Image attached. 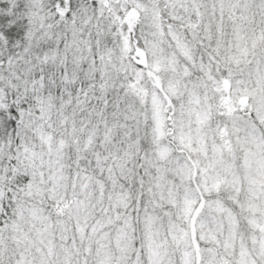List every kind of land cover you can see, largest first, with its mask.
<instances>
[{
    "label": "snow or ice",
    "instance_id": "6c2138e0",
    "mask_svg": "<svg viewBox=\"0 0 264 264\" xmlns=\"http://www.w3.org/2000/svg\"><path fill=\"white\" fill-rule=\"evenodd\" d=\"M0 264H264V0H0Z\"/></svg>",
    "mask_w": 264,
    "mask_h": 264
}]
</instances>
